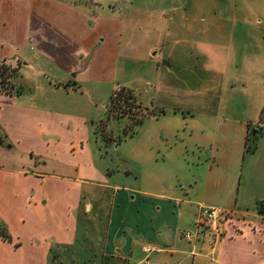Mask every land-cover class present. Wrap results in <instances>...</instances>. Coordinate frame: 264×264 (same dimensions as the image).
I'll return each instance as SVG.
<instances>
[{
	"label": "crops",
	"instance_id": "0c3cea01",
	"mask_svg": "<svg viewBox=\"0 0 264 264\" xmlns=\"http://www.w3.org/2000/svg\"><path fill=\"white\" fill-rule=\"evenodd\" d=\"M206 3L215 19L264 22V0H182L177 8L164 0L162 31L174 11L188 19ZM107 6L90 14L74 0H0V61L20 64L24 89L0 93V230L8 236L0 234V264H264V81L250 98L239 60L217 82L216 65L213 91H202L199 74L183 75L193 98H170L179 105L144 117L135 144L112 165L108 149L120 145L100 126L107 98L89 93L117 72L123 22ZM211 49L210 64L213 53L233 55L231 40ZM162 54L167 74L171 54ZM174 83L164 74V89ZM169 116L176 125L165 129ZM207 207L225 214L220 239L203 227L186 238Z\"/></svg>",
	"mask_w": 264,
	"mask_h": 264
},
{
	"label": "rangeland",
	"instance_id": "374dc122",
	"mask_svg": "<svg viewBox=\"0 0 264 264\" xmlns=\"http://www.w3.org/2000/svg\"><path fill=\"white\" fill-rule=\"evenodd\" d=\"M79 7H83L90 14L100 11L102 8H109L110 4L115 11V15H119L122 18V35L120 43V51L118 54V66L117 72L113 76L112 82L108 83L106 89L101 90L97 96L95 92H89L93 98L97 97L102 101L107 98V104L109 96L114 93L120 87H132L136 89L135 97L143 108L148 110L162 109L164 105L166 107H177L179 104H171L170 98H193L191 91L195 89L191 86L192 81L187 82V79L183 77L192 76L194 78L199 74L201 80L206 82V87H201L203 92L213 91L214 88L209 87L213 82L210 75H214V70L217 65V71L215 79L217 82L218 74L225 64L231 65L235 60H239L241 64L242 73H246L250 87H254V90L249 93L250 98L260 93L264 81V22L261 23L257 20H253L245 23L228 22L220 18H212L209 13V5L201 4L196 14H189L187 18L181 15V10L174 11L173 17L167 24V32L162 31L164 29V17L159 12L161 6L164 5V0H74ZM170 5L174 7H181L182 0H169ZM190 7L188 6L187 9ZM192 9V8H190ZM177 12V15H175ZM185 14V13H184ZM158 15V16H157ZM246 27L247 36L242 40L241 28ZM216 28V29H215ZM215 29V30H214ZM231 40L233 48V55L227 57L223 61L222 54L216 52L213 53L214 61H210V51L213 44L218 46L220 44L227 43ZM237 48L243 56H237ZM152 49L150 52H155L150 59L147 58V50ZM164 54L169 52L171 54V66L168 67V72L165 73L166 64H164ZM149 52V53H150ZM200 53V58L197 59V55ZM218 53V54H217ZM223 53V52H222ZM151 54V53H150ZM203 54V55H202ZM217 54V55H215ZM224 55V54H223ZM196 61L201 62L197 67ZM216 61V62H215ZM8 63V62H7ZM17 61L14 63H8L12 67H16ZM20 69V64H17ZM180 68V69H179ZM229 67L227 73V80L233 79V75L237 73L231 70ZM19 69L16 67L12 81L20 86L19 81ZM173 73H177L178 78L172 77ZM164 74L166 79H174V89H164ZM151 86V87H150ZM104 87V86H103ZM21 94L24 92L21 86ZM193 88V89H192ZM259 90V91H258ZM31 91H26L25 95H28ZM39 90L35 91L38 95ZM176 92V95H172ZM248 92V90H246ZM93 93L94 95H92ZM264 96V91H261ZM20 94V95H21ZM77 93L75 96H78ZM19 95V96H20ZM84 98L87 97L86 93H83ZM82 98V97H81ZM209 98V97H208ZM213 98V97H212ZM106 104L104 119L101 120L100 126L109 127L114 133L113 141L119 139V147H109L107 157L112 165L120 164L125 157L124 153L135 144L131 136L136 130L142 127L141 123L133 124L139 115V111L136 109H125L128 114L120 115L116 109H110ZM102 109L101 105L92 107L91 111H99ZM175 119L171 116L164 117V128H174L176 125ZM131 126L130 130L128 129ZM155 126V125H154ZM158 126V123H157ZM129 131V134H124L123 130ZM132 131V132H131ZM105 140L107 142L112 141V134L105 133ZM264 138V137H263ZM134 142V143H133ZM255 144V137L250 131L249 144ZM109 155V156H108ZM126 157L133 160V158L126 155ZM114 167V166H112ZM160 170V169H159Z\"/></svg>",
	"mask_w": 264,
	"mask_h": 264
},
{
	"label": "trees",
	"instance_id": "16d2710c",
	"mask_svg": "<svg viewBox=\"0 0 264 264\" xmlns=\"http://www.w3.org/2000/svg\"><path fill=\"white\" fill-rule=\"evenodd\" d=\"M18 67V66H17ZM16 67H12L6 61H0V93L6 94L10 96L18 97L21 94V86L16 85L11 79L14 75ZM108 106L110 109H116L119 111L120 115L128 114L125 109H133L139 111L141 115H139L135 120H133V124L141 123L142 119L146 116L157 115L162 112L161 109H153L148 110L143 108L141 104L136 100L135 95L128 88L120 87L114 93L109 96ZM261 118L264 119V109L262 110ZM131 126H129L130 130ZM132 132V131H131ZM249 138H246L245 149L247 151H253L255 149V144L248 143ZM0 234L3 237L6 236L1 230Z\"/></svg>",
	"mask_w": 264,
	"mask_h": 264
},
{
	"label": "built area",
	"instance_id": "2783aa9c",
	"mask_svg": "<svg viewBox=\"0 0 264 264\" xmlns=\"http://www.w3.org/2000/svg\"><path fill=\"white\" fill-rule=\"evenodd\" d=\"M224 217L225 214L214 207L202 208L197 218L196 231H185L183 235L186 238H193L198 234L199 228L203 227L211 235L212 242L214 243L221 237L222 230L220 228V220ZM144 250L149 252L151 248L147 246Z\"/></svg>",
	"mask_w": 264,
	"mask_h": 264
}]
</instances>
